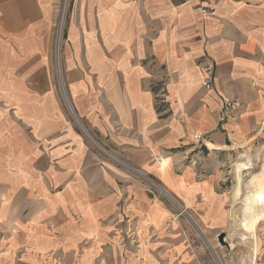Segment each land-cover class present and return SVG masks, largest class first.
I'll use <instances>...</instances> for the list:
<instances>
[{"label":"crops","instance_id":"obj_1","mask_svg":"<svg viewBox=\"0 0 264 264\" xmlns=\"http://www.w3.org/2000/svg\"><path fill=\"white\" fill-rule=\"evenodd\" d=\"M56 2L0 0V264H135L157 247L184 264L179 226L129 172L201 201L206 226L225 217L200 173L264 137V0H73L61 87L83 129L50 77ZM221 99L239 107L223 116ZM125 226L149 235L130 253Z\"/></svg>","mask_w":264,"mask_h":264},{"label":"rangeland","instance_id":"obj_2","mask_svg":"<svg viewBox=\"0 0 264 264\" xmlns=\"http://www.w3.org/2000/svg\"><path fill=\"white\" fill-rule=\"evenodd\" d=\"M72 3L73 0H57L54 7L51 25L53 52L50 77L58 82V93L65 102V109L76 120L72 108L66 100L65 91L61 87L64 78L63 50ZM76 122L78 121L76 120ZM79 126L81 125L79 124ZM87 138L91 143L93 142L89 136ZM263 138H252L247 143L235 146L228 151H217L215 154H211L210 159L206 160L200 174L204 177L214 176V191L221 197L218 200V205L221 212H226L224 218L220 216L221 219L214 215L213 220H210L207 226L201 221L204 218V204L201 201L190 206L170 191H166L153 177L129 172L132 178L138 180L148 190L151 197L160 203L161 207L170 212L169 217L173 220L172 222L179 226V231H175L173 234L176 238L179 237L178 241L183 246V253L187 258L184 264H255L261 223L258 221L254 230L249 229L254 224L255 213L244 201V197L258 192L264 194V173L260 172V166L264 162ZM259 219L264 220V215ZM221 234L230 241L229 247L219 243ZM120 235L123 249L129 247L130 251L127 249L129 253L135 249V245L141 236L143 239L149 236L145 231L135 232L129 226L123 227ZM226 252L231 253L227 255ZM154 254L153 261H150L151 257L148 259L145 256L141 257L145 260L143 262L135 259L133 261L140 262L135 264H166L162 263L160 258H156L157 254L160 255L159 247L154 249ZM126 263L131 264L130 257ZM88 264L95 263L88 262Z\"/></svg>","mask_w":264,"mask_h":264},{"label":"built area","instance_id":"obj_3","mask_svg":"<svg viewBox=\"0 0 264 264\" xmlns=\"http://www.w3.org/2000/svg\"><path fill=\"white\" fill-rule=\"evenodd\" d=\"M203 11L208 13V11H211V7L204 8ZM201 64L203 72V85L206 90H211L213 89L214 84V63L210 58L205 57L203 58ZM221 107L223 116H227L239 107V102L234 99H221ZM194 139L199 142L202 141L201 136L199 135H194Z\"/></svg>","mask_w":264,"mask_h":264},{"label":"bare ground","instance_id":"obj_4","mask_svg":"<svg viewBox=\"0 0 264 264\" xmlns=\"http://www.w3.org/2000/svg\"><path fill=\"white\" fill-rule=\"evenodd\" d=\"M153 183V182H152ZM151 183V184H152ZM154 185V184H153ZM160 190V189H159ZM162 193H164V191L160 190ZM250 196V197H249ZM245 195L244 197V201H246V203L250 206V208L253 210V212L255 213V216L253 218L254 219V224L253 226L255 227L256 223H258V221L262 220L259 219L261 216L264 215V194L261 192L258 193H254L252 195ZM247 207V206H246ZM244 212V211H243ZM249 215V214H248ZM241 219V218H240ZM236 223V222H235ZM239 223V222H237ZM251 223V222H250ZM251 226V225H250Z\"/></svg>","mask_w":264,"mask_h":264},{"label":"water","instance_id":"obj_5","mask_svg":"<svg viewBox=\"0 0 264 264\" xmlns=\"http://www.w3.org/2000/svg\"><path fill=\"white\" fill-rule=\"evenodd\" d=\"M229 240L224 236V235H220L219 236V243L221 244V245H226L227 247H229Z\"/></svg>","mask_w":264,"mask_h":264}]
</instances>
